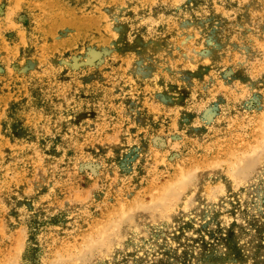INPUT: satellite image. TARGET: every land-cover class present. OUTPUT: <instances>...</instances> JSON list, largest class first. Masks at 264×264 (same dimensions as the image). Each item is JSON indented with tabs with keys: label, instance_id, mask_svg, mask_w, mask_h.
<instances>
[{
	"label": "rangeland",
	"instance_id": "obj_1",
	"mask_svg": "<svg viewBox=\"0 0 264 264\" xmlns=\"http://www.w3.org/2000/svg\"><path fill=\"white\" fill-rule=\"evenodd\" d=\"M0 264H264V0H0Z\"/></svg>",
	"mask_w": 264,
	"mask_h": 264
}]
</instances>
